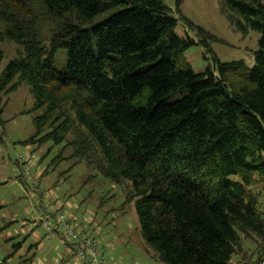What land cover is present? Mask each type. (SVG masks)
<instances>
[{
	"label": "trees",
	"instance_id": "16d2710c",
	"mask_svg": "<svg viewBox=\"0 0 264 264\" xmlns=\"http://www.w3.org/2000/svg\"><path fill=\"white\" fill-rule=\"evenodd\" d=\"M223 2L240 15L238 28L260 34L251 66L212 51V64L195 71L182 53L207 42L177 33L180 20L194 24L163 0H0V42L22 46L0 75V97L27 81L43 108L24 143L62 144L50 165L66 158L65 171L84 162L88 178L129 182L122 206L134 200L141 236L167 264L264 261V209L253 190L264 182V2ZM48 18L64 21L42 38ZM58 48L67 50L63 69ZM2 111L0 98V124Z\"/></svg>",
	"mask_w": 264,
	"mask_h": 264
},
{
	"label": "rangeland",
	"instance_id": "374dc122",
	"mask_svg": "<svg viewBox=\"0 0 264 264\" xmlns=\"http://www.w3.org/2000/svg\"><path fill=\"white\" fill-rule=\"evenodd\" d=\"M163 1L177 15L194 24L190 28L180 20L177 33L184 35L188 32L195 40L205 39L207 42L208 46L197 42L182 53L183 60L195 71H204L212 64V51L224 61L243 59L248 66L253 64V51L258 47L260 34L253 29L242 31L238 28L232 17L240 15L227 7L223 0H182L179 9L175 0ZM33 8L40 18L44 17L38 3ZM111 11L98 13L91 22L103 19ZM67 17L74 20L73 14ZM63 21L48 18L43 25L41 22L42 38L48 36L49 28L55 29ZM3 27L0 23V29ZM0 48L3 51L1 75L8 62L20 55L22 46L5 38L0 42ZM66 58L67 50L58 48L55 67L63 69ZM16 80L18 76L13 81ZM186 92L187 89H182L169 100L179 99ZM0 98L3 104L1 118L4 120L0 124V264H66V259L60 257L70 251V246L47 232L36 216L39 191L48 193L46 199L50 204L57 206L56 203L62 202L66 213L91 223L93 234L103 244L105 257L111 264H167L141 236L134 200L122 206L129 182L113 183L101 175L88 178L93 170L84 162L65 171L71 164L66 158L50 165L51 158L59 152L62 144H54L51 140L40 145L24 143L35 131L33 117L43 112V108H34V97L27 81H21L15 90L2 93ZM20 155L31 165V174L37 178L35 183L32 179L19 182L14 177L19 169ZM44 168L47 170L42 173ZM253 190L259 192L260 207L264 209V182L255 183ZM103 198L105 203L100 205Z\"/></svg>",
	"mask_w": 264,
	"mask_h": 264
},
{
	"label": "built area",
	"instance_id": "2783aa9c",
	"mask_svg": "<svg viewBox=\"0 0 264 264\" xmlns=\"http://www.w3.org/2000/svg\"><path fill=\"white\" fill-rule=\"evenodd\" d=\"M23 159V155H20L19 169L14 173V177L18 178L19 182L23 179H32V183H35L37 178L31 174L32 167L27 159ZM39 194L36 200L38 206L36 216L38 215L43 228L55 236L62 234L72 243L69 245L68 256H65L66 264H110L104 260V248L93 234L91 226L75 215L66 213L62 202L51 201L57 206L50 204L46 199L47 192L39 191ZM261 264H264V261Z\"/></svg>",
	"mask_w": 264,
	"mask_h": 264
},
{
	"label": "crops",
	"instance_id": "0c3cea01",
	"mask_svg": "<svg viewBox=\"0 0 264 264\" xmlns=\"http://www.w3.org/2000/svg\"><path fill=\"white\" fill-rule=\"evenodd\" d=\"M42 171L41 169L39 170V172Z\"/></svg>",
	"mask_w": 264,
	"mask_h": 264
}]
</instances>
